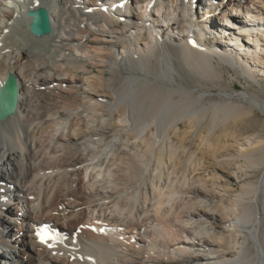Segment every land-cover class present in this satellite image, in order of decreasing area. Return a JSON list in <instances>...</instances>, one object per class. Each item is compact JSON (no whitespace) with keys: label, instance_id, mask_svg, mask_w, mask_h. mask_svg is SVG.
I'll list each match as a JSON object with an SVG mask.
<instances>
[{"label":"bare ground","instance_id":"bare-ground-1","mask_svg":"<svg viewBox=\"0 0 264 264\" xmlns=\"http://www.w3.org/2000/svg\"><path fill=\"white\" fill-rule=\"evenodd\" d=\"M223 67L261 89L264 0H0V264H264V96Z\"/></svg>","mask_w":264,"mask_h":264},{"label":"water","instance_id":"water-1","mask_svg":"<svg viewBox=\"0 0 264 264\" xmlns=\"http://www.w3.org/2000/svg\"><path fill=\"white\" fill-rule=\"evenodd\" d=\"M32 18L29 23V31L35 36L48 34L51 31L50 15L45 7L29 10ZM19 85L14 73H9L0 88V120H6L15 114L18 104Z\"/></svg>","mask_w":264,"mask_h":264},{"label":"rangeland","instance_id":"rangeland-1","mask_svg":"<svg viewBox=\"0 0 264 264\" xmlns=\"http://www.w3.org/2000/svg\"><path fill=\"white\" fill-rule=\"evenodd\" d=\"M194 42L195 44L197 43L196 41ZM229 70L231 73H233L231 69ZM222 72H223L224 80H225V81H222V85L223 87H226V89L238 91V90H243L247 88L249 90L260 91L262 95L264 96V80L263 79L260 81L261 89H259L258 85H254L253 87L247 86L246 82L242 78H240L239 81L238 80L228 81L229 74L227 73V69L225 67L222 68ZM214 90L216 91L217 89H214ZM211 97L216 98V95H213ZM263 117L264 115L260 111L255 110V113L253 115L244 116L242 122L239 121L238 123H236L238 126L236 125L234 126V128L236 127L237 131L242 135L253 134V133H264ZM7 219L8 218L6 217L5 220Z\"/></svg>","mask_w":264,"mask_h":264},{"label":"snow or ice","instance_id":"snow-or-ice-1","mask_svg":"<svg viewBox=\"0 0 264 264\" xmlns=\"http://www.w3.org/2000/svg\"><path fill=\"white\" fill-rule=\"evenodd\" d=\"M190 43H193V45L195 46L194 41H190ZM101 231H103V229H101ZM36 235L41 241V243H48V241L56 240L58 238L56 233L50 232L47 229V226L39 228L36 232ZM48 246L52 247V244L49 243Z\"/></svg>","mask_w":264,"mask_h":264}]
</instances>
